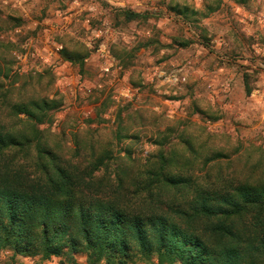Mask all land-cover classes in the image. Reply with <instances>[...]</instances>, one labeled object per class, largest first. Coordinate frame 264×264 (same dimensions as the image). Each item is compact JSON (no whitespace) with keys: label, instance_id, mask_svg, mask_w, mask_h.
Listing matches in <instances>:
<instances>
[{"label":"rangeland","instance_id":"1","mask_svg":"<svg viewBox=\"0 0 264 264\" xmlns=\"http://www.w3.org/2000/svg\"><path fill=\"white\" fill-rule=\"evenodd\" d=\"M5 132L28 145L7 151L24 182L55 166L77 199L130 212L174 215L196 190L261 188L264 0H0ZM171 175L192 190L164 187ZM244 219L227 223L251 236L256 222ZM0 264L88 263L83 251L44 259L7 248ZM128 264L157 263L135 255Z\"/></svg>","mask_w":264,"mask_h":264},{"label":"trees","instance_id":"2","mask_svg":"<svg viewBox=\"0 0 264 264\" xmlns=\"http://www.w3.org/2000/svg\"><path fill=\"white\" fill-rule=\"evenodd\" d=\"M122 14L126 20L137 16L127 10ZM19 138L0 133V250L44 259L83 251L88 264H128L135 255L145 260L154 256L157 264H264V185H240L233 195L209 197L196 190L189 210L174 215L130 212L97 196L77 199L69 174L39 161L35 167L49 170L48 177L24 182L22 167L9 163L7 154L28 147ZM187 150L188 156L194 154ZM45 155L54 159L52 153ZM162 182L181 194L192 190L183 175ZM245 217L256 222L247 237L227 223ZM202 218L209 223L199 232L191 223Z\"/></svg>","mask_w":264,"mask_h":264}]
</instances>
